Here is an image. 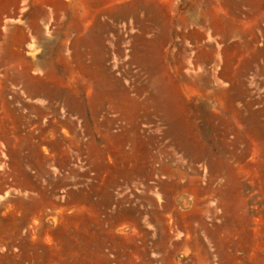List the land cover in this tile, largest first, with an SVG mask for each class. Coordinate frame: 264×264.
I'll list each match as a JSON object with an SVG mask.
<instances>
[{
  "label": "rangeland",
  "instance_id": "rangeland-1",
  "mask_svg": "<svg viewBox=\"0 0 264 264\" xmlns=\"http://www.w3.org/2000/svg\"><path fill=\"white\" fill-rule=\"evenodd\" d=\"M0 264H264V0H0Z\"/></svg>",
  "mask_w": 264,
  "mask_h": 264
},
{
  "label": "bare ground",
  "instance_id": "bare-ground-1",
  "mask_svg": "<svg viewBox=\"0 0 264 264\" xmlns=\"http://www.w3.org/2000/svg\"><path fill=\"white\" fill-rule=\"evenodd\" d=\"M88 24V23H87ZM84 29L87 28V25L83 26ZM87 41L84 38H79L73 44V49L71 55L69 53V59L75 58L81 61L85 53L79 50L80 46ZM68 63V60H66ZM165 66V65H164ZM161 67V66H159ZM165 69L168 71L173 70L172 63L168 62L166 64ZM108 90L105 93L100 95H92L91 87L88 86L86 89L81 85L80 87L74 84L73 86V94L74 99L69 101V106L73 112L77 114V121L76 124L84 123L86 126H89L91 123H94L95 117L103 110L105 111H131L134 115L143 112V114L148 117L150 113V109L147 106V103L143 102L140 99V95L143 94L144 89H138L134 98H131L128 94V90L118 84L116 81H111L108 76ZM83 82V79H82ZM42 82L37 83V85L31 90V93L34 96H46L49 97V92L46 90L45 86H40ZM157 90V98H153L154 101L159 99V96L163 101L170 102V100L175 95L174 89L171 87H165L158 85L156 87ZM166 110L169 109V106H166ZM77 125L75 123H70V127L72 130L76 128ZM184 151L189 158L198 160V159H205L206 152L204 149L199 148L195 149L191 147L189 143L186 145L184 144ZM170 205H166L164 207L165 210H168Z\"/></svg>",
  "mask_w": 264,
  "mask_h": 264
},
{
  "label": "crops",
  "instance_id": "crops-1",
  "mask_svg": "<svg viewBox=\"0 0 264 264\" xmlns=\"http://www.w3.org/2000/svg\"><path fill=\"white\" fill-rule=\"evenodd\" d=\"M8 13H9L8 11H6V13L3 12V13L1 14V16L3 17L5 14L8 15ZM43 19H44V18H43ZM32 23L35 24V25H37V23H34V22H31V23H28V24L32 25ZM87 23H88V22H83L82 20L80 21L79 25L77 26V28L79 27V32H80V33H83L84 31H86L87 28L84 29L83 26H84V25H87ZM37 30H39V31L37 32ZM35 32H36L37 35H38V34H41V28H40V27H37V29H36ZM10 34H11L10 32H9V33H5L6 38H9V37H10ZM79 38H80V37H79ZM39 82H42V83H41L42 85H40V86H46V85L44 84V81H43V80H40ZM39 82H38V83H39ZM36 85H37V84H36ZM36 85H35V86H36ZM35 86H32V87H31V89H30V93H31V90H32ZM44 99H45V98H44Z\"/></svg>",
  "mask_w": 264,
  "mask_h": 264
}]
</instances>
